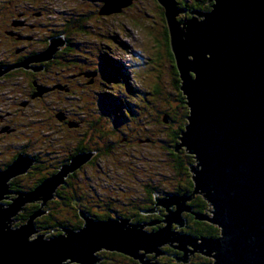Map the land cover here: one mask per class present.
I'll list each match as a JSON object with an SVG mask.
<instances>
[{"label":"water","instance_id":"water-1","mask_svg":"<svg viewBox=\"0 0 264 264\" xmlns=\"http://www.w3.org/2000/svg\"><path fill=\"white\" fill-rule=\"evenodd\" d=\"M157 1L165 7L170 45L190 109L175 150L185 147L194 155L193 193H202L210 202L213 215L208 220L221 230L216 239L202 237L201 245L215 252V264H264V0H208L212 9L191 11L188 21L177 19L186 8H177L175 0ZM132 2L107 0L99 13L121 12ZM64 44L63 37H55L42 55L50 59ZM93 154L75 156L32 191L9 192V181L26 173L32 158L19 154L0 170V200L17 194L9 203L0 201V264H97L101 249L142 260L156 252L155 260L162 244L175 241L185 251L187 244H196L193 236L171 231L172 223H182L186 201L192 199L179 195L162 199L176 203V210L155 232L127 227L118 219L96 221L82 213L85 225L80 230L62 228L60 236L30 238L36 218L44 213L41 206L54 198L64 177ZM39 199L40 208L24 225L14 227L15 216Z\"/></svg>","mask_w":264,"mask_h":264},{"label":"rangeland","instance_id":"rangeland-1","mask_svg":"<svg viewBox=\"0 0 264 264\" xmlns=\"http://www.w3.org/2000/svg\"><path fill=\"white\" fill-rule=\"evenodd\" d=\"M7 1L0 0V8L6 6L5 13L9 14L12 11V7ZM105 1H13V4H15L13 10L17 12L18 9L20 10V4L25 5L26 8L22 6L23 10L19 11V13L31 12V15L25 14L28 19L30 18L29 21L35 24H42L41 27L37 28L39 35H43L48 27H55V29L62 30L68 35V38L73 42L74 48L67 57L74 58L77 65L80 60L83 63L82 66L84 64L89 65L86 68V74L88 78L90 77L89 79L95 77L92 75L93 72H96V76L98 71L99 74L95 84L85 85V87L83 86L79 89H76V84L80 81H85V77L74 81L75 86L72 87L74 92L71 96L64 94L52 95L46 99L36 101L35 104L30 103L23 111H17L19 114L27 113L25 119H22L24 118L22 116L17 121L18 123H26V126L15 131V134L11 137H7V141L10 139L13 146L10 147V145L0 143V153L3 152L4 154L9 150V152L5 153L7 155L13 154L11 148L18 147L19 149L21 146H25L28 139L32 140V146H37L38 150H36L38 152L42 148L41 145L44 139H50L49 142L54 145V148L60 149V145L65 139L60 136L58 142H54L55 138L48 137L52 132L46 127L47 121L45 119H51V114L55 111L67 112L69 115L72 114L73 118H80L83 126L80 136L82 140L86 134V123L89 122L88 119L91 117L96 121L93 128L89 127V131L94 134L93 138L96 139L97 135L106 137L103 138L104 141L101 144L91 148L100 149L97 154L95 153L98 155L95 164L86 166L76 176L71 186L74 187L73 189L78 195H82L85 191L91 193L89 195L91 199H94V204H98L99 201L105 198L120 199V197H129L139 199L146 192L148 184L163 188L166 192H171L174 184L187 178L185 174L187 176L188 173L191 176L195 175V173L181 166L177 168L173 157L170 155L171 151L167 149L168 140L170 139L168 135L174 123H171V125L166 124L164 120L167 116L164 113L170 112L172 109L180 110V102L175 100L176 86L171 70L172 63L165 53V31L168 25L166 16L162 14L164 8L157 0H133L132 4L124 7L121 12L99 14ZM175 1L177 8H186L184 13H179L177 19H185L187 21L193 16V14H190L191 11H209L212 9L211 5L213 3V1L204 0L206 2H204V7H202L201 4L195 5L197 3L196 0ZM188 5H191L189 9L187 8ZM209 5L210 8L205 9V6ZM40 12H42L41 15L34 16L32 14ZM190 58L193 57L190 56ZM74 65H69V68L72 67L73 69ZM66 66H64L65 70L68 69ZM61 67L58 66L56 69ZM102 82L103 84H100ZM157 84L160 85L159 90L155 88ZM46 90L39 88L37 94L42 95ZM2 95H6V93L3 94V91L1 92V99L5 97ZM118 98H120L121 102L117 101ZM16 104L17 100L14 98L12 100L8 96L5 100L0 101V110L9 112L14 109ZM120 111L126 113L125 116L128 114L125 117L127 121L125 119L121 120L122 123L119 126V128H124L123 132L110 129H113L111 120L116 118V114L120 113ZM107 113H110V117L105 116ZM50 121V123H54L53 119ZM125 137L130 138L131 141H123ZM93 142L90 144L91 146ZM105 145L107 146L105 147ZM95 154L91 157L95 156ZM180 155L183 157L180 160L186 159L185 152L180 153ZM28 157L34 159L32 155ZM41 158L42 160L46 159ZM84 163L74 171L84 166ZM193 164H196V160ZM23 174L25 173H21L19 176ZM11 181H9L10 184ZM62 185L63 183L58 187ZM197 194L199 193H193V196ZM53 195H56L55 192H53ZM167 195L177 196V194L172 195V193ZM50 200H53V198ZM38 201L42 202L43 200L39 199ZM206 201V209L209 208L211 211L212 205L207 199ZM29 204L27 203V206ZM55 205L57 210H59L58 214L61 219L73 214L68 206H63L58 200H56ZM43 209L44 211L47 210V204ZM210 211H204V214L212 216L213 214ZM19 215L15 217V220L19 218ZM17 223L19 222L16 220L13 226L19 227L22 225ZM34 226L33 239L42 234L44 238L64 234L63 229L58 230L54 235L45 233V230L36 221ZM164 245L162 244L160 248ZM142 253L144 252L142 251ZM151 253H154L152 254L153 258L156 252ZM152 258L149 261L156 262L151 260ZM68 261L65 263L79 264Z\"/></svg>","mask_w":264,"mask_h":264},{"label":"flooded vegetation","instance_id":"flooded-vegetation-1","mask_svg":"<svg viewBox=\"0 0 264 264\" xmlns=\"http://www.w3.org/2000/svg\"><path fill=\"white\" fill-rule=\"evenodd\" d=\"M9 1L10 0L7 2L12 7V11L10 9L11 12L9 11V14L5 13L7 9L6 6L0 8V101L5 100V98L9 96L12 100L13 98L16 99L17 104L14 106V109H11L9 112L0 110V143L10 145L11 147L13 144L10 139L7 141V137H11L15 134V131H18L20 128L23 129L26 126V123H18L17 121L22 118V116H24L22 119H25L27 113L19 114L17 111H23L30 103L35 104L36 101L46 99L52 95L58 96L64 94L66 96H71L74 92V88H72L75 86L74 81L80 80L82 77L86 79L85 81L78 82V84H76V89L82 88L83 86L85 87V85H93L97 82L99 71L97 76L96 72H93L92 75L95 77L89 79L90 77L88 78L86 74V68L89 65L84 64L82 66L83 63H81L82 61L80 60L81 62H77L79 63L78 66L74 58L67 57L71 54V51H73L74 46L73 42L64 31L55 29V27H46L45 33L39 35L37 28L41 27L42 24H35L29 21L30 18L28 19L25 14L31 15V12L19 13V11L23 10V8H21L22 6L26 8L25 5L20 4V10L18 9L16 12L13 10L15 6V4H13L14 0ZM32 14L37 16L41 15L42 12ZM55 37H63L65 44L58 48L53 57L46 59L42 54L48 48L51 40ZM69 65H74V68H69ZM58 66L62 67L56 69ZM64 66L68 69L65 70ZM100 84H103V82ZM39 88L47 90L42 95L37 94ZM2 91L3 94L6 93V95H2L5 96L3 99H1ZM13 95L15 96L13 97ZM115 97L117 98V96ZM21 98L24 100L21 101ZM118 99L120 100V98ZM122 113H117L116 118L111 120V125L113 126V129L110 128L111 130L121 132L124 129L119 128V126L122 123L121 120H126L125 117L128 114L125 116L126 113H123L124 118L121 119ZM109 115L110 113L105 114L107 117H110ZM51 119L54 120V123H50ZM51 119H45V121H47V124H45L46 127L52 132L48 137L52 139L55 138L54 142H58L60 136H62L65 139L60 145L62 148L59 146L60 149H56L54 145L49 142L50 139H44L41 145L42 148L38 152L37 146H32V140L28 139L25 146L23 145L19 149L18 147L11 148L13 150L12 155L5 154L7 151L9 152V150L4 154L3 152L0 153V158H2L0 160V170L7 168L20 153L26 156H33V163L28 168L27 172L12 179V181L15 179L19 181V183H22L18 188L20 191L34 190V188L37 187H34L35 184L41 183L45 179L56 174L62 166L70 163L79 153L94 151V154H97L100 149L91 148L97 146V144H101V142L104 141L103 138L106 137L97 135L96 139L93 138L94 134L89 131V127L93 128L96 121L91 117L88 119L89 122L86 123V134L82 140L80 136L83 126L80 118H73L72 114L69 115L67 112L55 111L52 112ZM125 140L128 142L131 141L128 137L123 139V141ZM92 141L94 142L91 146L90 144ZM106 146L107 145H105V147ZM96 154L93 157L89 156V160L85 159L86 162L84 166L68 174L63 185L58 187L55 192L56 195H54L53 200L49 201V208L47 211H50L49 209L51 207L58 212L59 210H57V206L55 205L56 200H58L63 206L66 205L69 207L70 211L73 212L71 215H73L75 221L82 222L81 228L85 225V218L82 216L83 213L96 221L118 219L119 223L125 221L127 227L138 226L141 230L155 232L167 225L166 217L168 213L176 208V203V205H173L172 203L170 204L162 200L168 193L191 197L192 201L186 202L185 206L187 208L182 212V223L179 225H177L176 222L172 223L171 231L189 234L198 241L194 246L190 243L187 244L185 247L187 251L183 250L181 244L175 241L168 242L167 244L165 243V245L160 248L154 264H215V252L207 248L204 244L201 245L202 242L199 241L202 237L216 239L220 236L221 230L216 224L208 220V217H210L208 214H204V211H210L209 208L206 209L207 201L204 195L202 193L194 196L192 195L191 192L195 187V183L191 175L188 176V179L186 178L184 181L180 180L178 183L174 184V188L171 192H166L163 188H157L148 184L149 186H146V192L142 194V197L140 196L139 199H132L129 197H120V199L105 198L99 201L98 204H94V199H91L89 195L91 193L85 191L82 195H78L71 184L74 183L76 176L79 175L86 166L95 164L98 157ZM41 157L46 159L42 160ZM181 161L174 160L176 166L180 165ZM192 165L193 164H191L190 167H192ZM178 167L179 166H177V168ZM182 167L186 168L184 166ZM71 193L72 203L69 202ZM41 203L40 201H36L29 205L38 204L41 206ZM75 221L69 220L65 227L73 230ZM142 251H140V253H142ZM152 254L154 253H146V256H144L142 260L135 255L122 251H108L107 249H102L96 256L98 258L97 264H152L149 261L150 258H152ZM146 261H148V263Z\"/></svg>","mask_w":264,"mask_h":264},{"label":"trees","instance_id":"trees-1","mask_svg":"<svg viewBox=\"0 0 264 264\" xmlns=\"http://www.w3.org/2000/svg\"><path fill=\"white\" fill-rule=\"evenodd\" d=\"M196 4L195 5H199L201 4L202 7H204V0H196ZM185 3V2H184ZM188 5V9L190 8ZM209 6H205V9H209ZM162 9V7H161ZM204 11V10H203ZM164 14V12L162 13ZM165 53L166 55L169 57L170 62L172 63V73L174 75V84L176 86L175 89V100H177L178 102H180V110H171L170 112H165L164 114H166L167 118L164 120L166 122V124H170L171 123L174 125L172 126V130H170V133L168 135V138H170L168 140V146L167 149L170 152V155L173 157L174 160H180V158H183L180 153L185 152V157L186 159H181V164L177 165V166H184L186 167V169L190 170V165L193 164L195 162V157L193 155H191L190 153H188V151L185 148H181L179 149V151L174 150L175 145H178L180 143V138L182 136V132L186 129V125L188 124V116H189V107L188 105H186V96H184V93L181 89V80H180V76H179V71L176 65V61H175V57L173 54V51L171 49V45H170V36H169V30L168 27L166 28L165 31ZM155 88H157V90L160 89V85L157 84L155 86ZM115 99V98H114ZM116 100V99H115ZM118 102H121L120 100L117 99ZM172 103V102H170ZM184 109V110H183ZM120 113H122V111H120ZM121 118H124L123 113L121 114ZM175 122H177L175 124ZM98 145V144H97ZM174 147V148H173ZM190 173H188L189 176ZM185 176L187 177V179L189 178L186 174ZM183 180V179H182ZM41 183H37L34 185V187L40 185ZM22 185V183H19V181L15 180L11 182V190L13 191H19V186ZM69 202H71L72 200V193L69 196ZM5 203H7L6 201H4ZM40 208V206L38 204H32V205H28L25 208V211L19 215V218L16 219L19 223L17 224H24L28 221L29 217L38 209ZM49 208V203H47V209ZM50 211L46 210V214L40 216L37 220L36 223L41 225V228L45 230V233H50L51 235H54L56 232H58V230H62V228L65 227L66 223L69 220H74L73 215H68L65 218L63 217V219L60 218L58 212L55 209H52L50 207L49 209ZM81 224L82 222H77V220L75 221V226L73 228V230H78L79 228H81ZM44 233V234H45ZM43 235V234H42ZM165 264V263H164Z\"/></svg>","mask_w":264,"mask_h":264},{"label":"bare ground","instance_id":"bare-ground-1","mask_svg":"<svg viewBox=\"0 0 264 264\" xmlns=\"http://www.w3.org/2000/svg\"><path fill=\"white\" fill-rule=\"evenodd\" d=\"M161 5V4H160ZM163 8H164V12H165V7L163 6V5H161ZM199 12H204V11H199ZM194 17H196L197 19H201L203 16H198V15H196L195 13H194ZM183 20H185V19H183ZM9 192H22V190L20 191H13V190H11L10 189V191ZM17 196V194H14V193H10V194H6L4 197H7L8 199H5V198H3V199H1L0 201H2L3 203H5L4 201H9L10 202V200L9 199H13V198H15ZM202 196V195H201ZM194 200V199H193ZM49 201V200H48ZM48 201L47 202H44V204L41 206V211H44V207H45V205L48 203ZM192 201V200H191ZM9 202H7V203H9ZM210 205V204H209ZM25 208H26V206L22 209V211L21 212H19L18 214H17V216L20 214V213H22V212H24L25 211ZM46 211H44V213H45ZM43 213V214H44ZM86 213V212H85ZM17 216H15V217H17ZM40 216H42V215H40ZM39 216V217H40ZM39 217H37L36 219H38ZM114 218V217H113ZM209 218V217H208ZM15 219V218H14ZM16 221V220H15ZM36 221V220H35ZM16 223V222H15ZM25 224V223H24ZM24 224H22V225H24ZM22 225H20V226H22ZM173 225V224H172ZM65 229H67V227H64ZM70 228V227H69ZM180 230V229H179ZM33 236V235H32ZM43 236V235H42ZM30 238H32L31 236H30ZM176 245V244H175ZM109 251V250H108ZM194 253V252H193ZM134 259V258H133ZM180 262V261H179Z\"/></svg>","mask_w":264,"mask_h":264}]
</instances>
